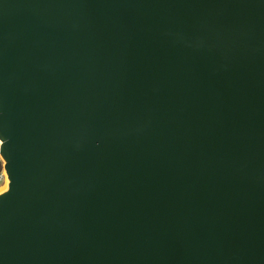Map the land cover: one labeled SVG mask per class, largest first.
<instances>
[{
    "label": "water",
    "instance_id": "1",
    "mask_svg": "<svg viewBox=\"0 0 264 264\" xmlns=\"http://www.w3.org/2000/svg\"><path fill=\"white\" fill-rule=\"evenodd\" d=\"M0 264H264V0H0Z\"/></svg>",
    "mask_w": 264,
    "mask_h": 264
},
{
    "label": "built area",
    "instance_id": "2",
    "mask_svg": "<svg viewBox=\"0 0 264 264\" xmlns=\"http://www.w3.org/2000/svg\"><path fill=\"white\" fill-rule=\"evenodd\" d=\"M8 179H7V175L5 173V170L3 169L1 172H0V182L2 183H7Z\"/></svg>",
    "mask_w": 264,
    "mask_h": 264
},
{
    "label": "bare ground",
    "instance_id": "3",
    "mask_svg": "<svg viewBox=\"0 0 264 264\" xmlns=\"http://www.w3.org/2000/svg\"><path fill=\"white\" fill-rule=\"evenodd\" d=\"M8 187V184L6 183L5 186L0 188V193L4 192Z\"/></svg>",
    "mask_w": 264,
    "mask_h": 264
},
{
    "label": "trees",
    "instance_id": "4",
    "mask_svg": "<svg viewBox=\"0 0 264 264\" xmlns=\"http://www.w3.org/2000/svg\"><path fill=\"white\" fill-rule=\"evenodd\" d=\"M3 170V161L2 159L0 158V172Z\"/></svg>",
    "mask_w": 264,
    "mask_h": 264
},
{
    "label": "rangeland",
    "instance_id": "5",
    "mask_svg": "<svg viewBox=\"0 0 264 264\" xmlns=\"http://www.w3.org/2000/svg\"><path fill=\"white\" fill-rule=\"evenodd\" d=\"M7 184H8V181H7ZM3 186H5V183L0 182V188Z\"/></svg>",
    "mask_w": 264,
    "mask_h": 264
}]
</instances>
